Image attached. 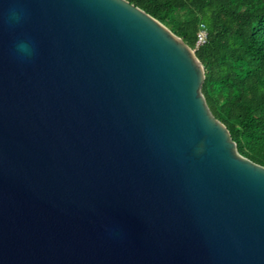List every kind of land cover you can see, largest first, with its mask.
<instances>
[{"label":"water","instance_id":"obj_1","mask_svg":"<svg viewBox=\"0 0 264 264\" xmlns=\"http://www.w3.org/2000/svg\"><path fill=\"white\" fill-rule=\"evenodd\" d=\"M205 80L126 0H0V264H264V167Z\"/></svg>","mask_w":264,"mask_h":264},{"label":"trees","instance_id":"obj_2","mask_svg":"<svg viewBox=\"0 0 264 264\" xmlns=\"http://www.w3.org/2000/svg\"><path fill=\"white\" fill-rule=\"evenodd\" d=\"M195 51L203 94L239 153L264 167V0H126ZM205 26L207 42L197 47Z\"/></svg>","mask_w":264,"mask_h":264},{"label":"clouds","instance_id":"obj_3","mask_svg":"<svg viewBox=\"0 0 264 264\" xmlns=\"http://www.w3.org/2000/svg\"><path fill=\"white\" fill-rule=\"evenodd\" d=\"M23 19L21 11L15 7L8 9L9 26L19 24ZM15 50L21 59H30L35 53V47L31 40H20L15 44Z\"/></svg>","mask_w":264,"mask_h":264},{"label":"built area","instance_id":"obj_4","mask_svg":"<svg viewBox=\"0 0 264 264\" xmlns=\"http://www.w3.org/2000/svg\"><path fill=\"white\" fill-rule=\"evenodd\" d=\"M207 37H208V34L205 29V26H202V29L198 34L197 47L204 45L207 42Z\"/></svg>","mask_w":264,"mask_h":264}]
</instances>
